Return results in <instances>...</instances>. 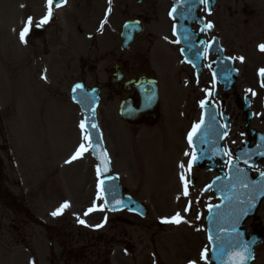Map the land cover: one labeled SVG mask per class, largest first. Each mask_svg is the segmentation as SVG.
I'll list each match as a JSON object with an SVG mask.
<instances>
[{
  "label": "rangeland",
  "instance_id": "rangeland-1",
  "mask_svg": "<svg viewBox=\"0 0 264 264\" xmlns=\"http://www.w3.org/2000/svg\"><path fill=\"white\" fill-rule=\"evenodd\" d=\"M24 3L26 8L21 7ZM42 3L43 0H0V109L3 114L5 111L6 132L13 149H10V158L5 159L6 169L0 168V264H36V257L40 264H49L44 224H57L67 220L68 214H71L75 224L79 225V221L83 220V225H93V218L88 210L93 208L97 212L101 206L105 207L101 189L97 187L100 177L97 175V164L91 150L75 160L69 159L79 144L84 142L79 125V111L69 98L70 84L80 80V76L86 77L88 87L97 85L101 88L98 120L113 172L120 176L128 192L146 202L150 209L147 220H156L158 216H162L164 220L179 212L188 220L187 224L176 230L181 235L177 238L180 260L193 258L192 254L199 246L202 251L207 248L209 252L205 217L208 206L218 200L212 193L203 196L198 193V197L202 199V217L185 213V201L195 202L193 197L189 196L187 200L182 197L185 186L190 188L188 176L181 167L174 174L175 167L171 164L172 158L176 157L177 165V159L185 156L184 150L190 147L189 139L182 138V120L176 114L183 96L179 91V81L183 75L178 70V57L172 64L164 50L162 53L163 47L154 46L155 57L152 56L151 66L156 70L161 85L160 109L165 113L164 132L161 129L164 117L153 127L148 124L130 125L120 118L119 97L114 96V91L107 82L108 75L103 70L115 63V59L110 56L106 57L107 61L98 65L99 71L85 70L84 74L78 72L79 75L74 77L70 76L72 70L66 71L64 86L59 90L62 94H58L63 98H53L46 104L52 98L48 95L45 98L46 106L41 109L39 93L42 92L34 83L39 87L46 85L37 66V57H41L42 50L36 45L43 44L42 40H35L29 33L34 30L35 24L41 19L40 14L45 10ZM29 16L34 23L25 37L26 42H21L19 32ZM127 17L129 16L123 14L122 21ZM113 31L110 32L114 33ZM110 32L108 38L114 39ZM28 44L35 46L32 48ZM141 44V41L138 42L131 53L123 54L122 59L135 57L137 51L146 48ZM117 49L120 50L119 45L116 48L110 47L112 51ZM58 66L60 70L64 69L63 64ZM253 127L259 128L258 121ZM243 139L245 138H238L233 146ZM84 143L87 147L88 142ZM8 145L10 148L9 143ZM3 156L6 157L7 154L3 153ZM66 160L71 162L66 163ZM260 166L256 171L263 169L264 164L261 163ZM203 175L206 173L203 172ZM207 175L211 177L213 174ZM7 189H10L8 195ZM179 200H185L184 203L181 202V207ZM64 202H68L69 207L62 214L52 216L51 212ZM9 203L13 204L12 209L9 208ZM27 208L31 209L32 214L38 215H35L37 219H43L44 224L40 221L33 222ZM105 211L107 219L113 215ZM259 215L263 218L262 209ZM165 231L167 230L155 227L149 237L153 238L155 233L157 236H164L162 232ZM169 238L173 239V236ZM257 250V259L253 264H264V243ZM172 258L174 259L173 256ZM171 262L174 264V261Z\"/></svg>",
  "mask_w": 264,
  "mask_h": 264
},
{
  "label": "flooded vegetation",
  "instance_id": "flooded-vegetation-1",
  "mask_svg": "<svg viewBox=\"0 0 264 264\" xmlns=\"http://www.w3.org/2000/svg\"><path fill=\"white\" fill-rule=\"evenodd\" d=\"M58 2L60 0H54L51 21L45 27L41 26L45 33L41 38L44 53L43 58L37 60L38 73L51 79H45V83L50 85V92L58 93L63 88L66 71H80L81 74H84L85 68L99 71L98 65L110 56L115 59L113 64H119L122 68L125 80L113 84L115 74H108L109 87L120 102L129 97L137 108L139 94L134 91L128 93L125 81H137L143 75L140 69L145 63L151 74L148 77L156 78L150 61L152 56L155 57L154 46L158 45L163 47L162 53L164 50L172 64L178 57V70L183 75L179 81V91L183 96L178 107L183 133L189 129L192 132L194 125L200 124L205 107H208L211 115L215 107L218 120L221 123H224V119L228 120L229 131L224 138H233L232 141L236 138H255L246 127L247 114L243 110L249 99L254 112L250 125L254 128L253 124L258 121L260 138H264V87L261 86L264 76L259 72L264 69V52L258 47L264 44V0H207L206 3L201 0H66L63 6L56 7ZM176 2L181 6H176ZM42 4L47 9V0H43ZM173 8L176 9L175 13L182 16L173 15ZM45 14L43 11L40 18ZM123 14L129 16L124 21ZM128 20L137 21L142 27V33L133 46L141 41L143 48H146L137 51L132 59L123 60V54L132 50L112 51L110 47H121L122 27ZM209 23L211 28L207 27ZM112 30L116 35L110 32ZM109 32L114 39L108 38ZM36 46L40 47L41 44ZM202 50L205 68L198 75L196 68L186 59L197 60ZM239 57H243V61ZM229 60L237 70V80L225 90L214 78L213 63L217 61L227 66ZM58 64H63L64 69L60 70ZM103 70L108 73V66ZM85 78L81 76L83 81ZM53 80L55 85L51 82ZM201 101H204L203 106ZM163 114L158 105L154 112L155 122L149 121L150 114L142 115L137 122L153 126ZM5 127V111L3 114L0 109V168L6 167L5 159L10 157ZM199 138L209 137L200 135ZM3 153L7 156L4 157ZM203 172L202 168L188 166V174L195 185L194 191H190L195 200L194 207L189 205L192 216L198 213L201 204L197 193L202 196V188L208 182ZM113 218H109V227L104 213L95 216L92 221L93 224L102 223L100 227L77 225L71 214H68L67 220L44 225L50 246L49 264H172L171 261L174 264H187V260H180L177 238L181 235L176 231L186 221L165 223L161 221L162 216L147 220L128 210ZM263 225L262 219L259 226L252 220L246 223L249 232ZM155 227L167 230L162 232L164 236L155 233L150 238ZM169 236H173V239ZM200 251L199 246L192 257L200 259ZM35 261L38 264V257Z\"/></svg>",
  "mask_w": 264,
  "mask_h": 264
},
{
  "label": "water",
  "instance_id": "water-1",
  "mask_svg": "<svg viewBox=\"0 0 264 264\" xmlns=\"http://www.w3.org/2000/svg\"><path fill=\"white\" fill-rule=\"evenodd\" d=\"M180 16H182V14H179V17ZM134 24L135 23L128 22L124 28V48L127 47L126 49L130 47L129 44L133 42L134 36L139 29V27ZM34 34L38 35L37 32ZM127 44L128 46H126ZM202 57L203 53H200L198 59L194 61L198 66H200L199 69L203 68ZM121 77V75L118 76V79ZM219 79L223 81L222 79L226 80L227 77L222 78L219 76ZM135 88L141 95L144 109H146L145 104H148L149 107L156 105L158 101V91L155 81L140 79ZM74 89L72 91V97L78 104H80L85 114V126L87 132L91 133V143L94 145H99V147L92 149V151L93 155L98 161L101 174L104 176V184L102 186L108 207L111 211L128 208L129 210L136 211L141 215H146L148 211L144 204L132 198L131 196L124 195L122 193L118 176L111 175V166L108 156V162L106 164L103 163L104 153L106 151L102 142L100 131L98 129L95 112L96 106L100 101L99 91L97 89L90 91L83 84L80 88L74 87ZM125 105L126 104L122 106L121 113L123 117L129 120H134L137 115L135 113L132 114L128 109H124ZM92 124L96 125L95 129L91 127ZM247 146L248 145H245V148L241 150L242 153H238V159L240 162L232 164L228 175L221 173L222 176L219 177V179H216L214 181L215 183L210 186V188H207V190L212 188L215 189L218 195L223 199L222 203L219 204L220 207L214 206L211 209L206 220L208 236L212 237V240H210L211 255L208 257V261L212 264H233V260L231 259L233 253L242 252L244 250V245H247L248 252L251 254L252 258L253 247L262 238V233L260 232H257L254 235L246 236L244 229V223L246 219L255 215L259 208L260 202L264 199V194H261L259 191L250 192V189L253 185H264V177L261 176V173H259L258 177H253L247 167L241 166L242 163H245V160H247L248 164L250 163L251 165H257L258 160L263 155L262 153H264V149L258 145H254L249 149ZM217 147V156L220 155V158L224 162L225 155L219 142L217 143ZM200 156L201 160H211L212 158L211 156H207L205 150ZM215 159L216 158L212 160L215 161ZM214 161H212V163L209 165L215 167ZM105 167L108 169L106 172L103 171ZM237 169L241 170L242 176L245 177V182L249 184V189L241 188L236 182ZM249 195L255 197L252 201V207L246 215L241 216L239 221L236 222L234 209L238 203L237 197H239L241 200H247ZM251 258L246 260L244 264H249Z\"/></svg>",
  "mask_w": 264,
  "mask_h": 264
},
{
  "label": "snow or ice",
  "instance_id": "snow-or-ice-1",
  "mask_svg": "<svg viewBox=\"0 0 264 264\" xmlns=\"http://www.w3.org/2000/svg\"><path fill=\"white\" fill-rule=\"evenodd\" d=\"M66 2V0H60V2L56 3L55 6L56 7H61L62 6V3ZM201 2H204L206 3L207 0H201ZM53 3H54V0H47V13L39 20L38 23L35 24L36 27H40V26H43L45 24H47L49 22V20L52 18L53 16ZM21 7H24V5H21ZM111 9H109L110 11ZM176 9L173 8V12H175ZM170 15L172 13H169ZM33 18L31 16H29L27 18V21L26 23L24 24V27L23 29L19 32V39L21 40V42H26L25 40V37L27 36L29 30H30V27L33 25ZM103 27V24H101V29ZM207 27L211 28L212 25L209 23L207 25ZM176 42H179V41H176ZM259 49L260 51L264 52V44H260L259 46ZM238 59H240L241 61H243V57H239ZM46 72V70H45ZM260 72V75L261 76H264V69H260L259 70ZM42 79H47L46 76H42ZM262 87H264V83H262L261 85ZM76 88H80L81 85L77 84L75 86ZM75 91V89H74ZM249 91H251L249 89ZM255 93H253L254 95ZM204 104V101H201V106H203ZM91 127L93 129L96 128V125L95 124H92ZM200 125L197 124V125H194L193 129H192V132L189 133L188 135V139H189V143H191V140H192V136L196 133V131L199 129ZM80 128H81V131L83 133L82 135V141L84 142H88V145L86 147L85 143L84 142H81L79 144V147L76 149V151L74 152V154L72 155L71 157V160H75L81 156L84 155L85 152L89 151L90 149H94V148H97L99 147V145H94L91 143V133L87 132L86 131V127H85V122L84 121H81L80 123ZM264 154V153H262ZM185 155H188V153H185ZM193 159H195V157H193ZM71 161H66V163H70ZM108 160H107V154L106 152L104 153V161L103 163H107ZM245 163H247V160H245ZM229 165L232 166V162L229 161ZM191 166V164H189V167ZM181 169H183L184 165L183 163H181L180 165ZM108 169L105 167L103 169V171H107ZM101 174V169L100 167L98 166L97 167V175L99 176ZM261 176L264 177V172L261 173ZM181 179L183 180L184 179V176L183 174L181 175ZM219 179V178H218ZM236 182L239 184V186L241 188H244V189H249V184L245 182V177L242 176L241 174V170L237 169V176H236ZM104 184V181H100V183L97 185L98 188H101L102 185ZM253 191H259L261 194H264V185H253L252 188L250 189V192H253ZM184 194L187 195V187L185 186V191H184ZM99 195V193H98ZM254 196L252 195H249V198L247 200H241L239 199V197H237V201L238 203L236 204L235 206V209H234V212H235V220L236 222L239 221L240 217L243 216V215H246L247 212L251 209L252 207V201L254 200ZM69 207V204L68 202H64L62 203L58 208H56L54 211L51 212V215L52 216H57V215H60L62 214V212L64 211V209L68 208ZM209 210L211 211V209L213 208V205H209ZM215 207H220L219 205H216ZM94 209L93 208H90L88 211L91 212L93 211ZM184 211H188V208H185ZM88 213L86 212L85 215H87ZM183 220V217L181 216V214L179 212H177L174 216H172L170 219L169 218H165L163 222L165 223H176V224H179L181 223ZM81 224L85 223V221L83 220H80L79 221ZM101 225H96V227H100ZM223 230V229H221ZM209 240H212V237L210 236L209 237ZM244 250L242 252H235L233 253L231 259L233 260V264H244V262L248 259L251 258V254L248 252V247L247 245H244L243 246ZM207 252H208V249L205 248L201 254H200V258L201 259H204L206 258V255H207ZM188 264H196V261L194 260H190L188 262Z\"/></svg>",
  "mask_w": 264,
  "mask_h": 264
}]
</instances>
